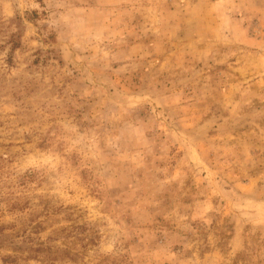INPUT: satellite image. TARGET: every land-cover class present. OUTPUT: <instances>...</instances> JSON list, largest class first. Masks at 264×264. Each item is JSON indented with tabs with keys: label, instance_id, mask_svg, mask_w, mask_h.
I'll return each instance as SVG.
<instances>
[{
	"label": "rangeland",
	"instance_id": "1",
	"mask_svg": "<svg viewBox=\"0 0 264 264\" xmlns=\"http://www.w3.org/2000/svg\"><path fill=\"white\" fill-rule=\"evenodd\" d=\"M0 264H264V0H0Z\"/></svg>",
	"mask_w": 264,
	"mask_h": 264
}]
</instances>
